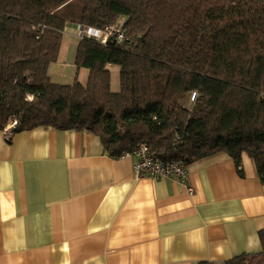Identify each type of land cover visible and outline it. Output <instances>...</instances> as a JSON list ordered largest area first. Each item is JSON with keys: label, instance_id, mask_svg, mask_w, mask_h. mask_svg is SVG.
Listing matches in <instances>:
<instances>
[{"label": "trees", "instance_id": "1", "mask_svg": "<svg viewBox=\"0 0 264 264\" xmlns=\"http://www.w3.org/2000/svg\"><path fill=\"white\" fill-rule=\"evenodd\" d=\"M71 24L125 32L80 38L86 83L49 73ZM14 121L13 134L92 132L118 158L140 143L187 166L226 153L240 176L246 152L264 184V0H0V130ZM259 236L261 251L224 264H264Z\"/></svg>", "mask_w": 264, "mask_h": 264}, {"label": "crops", "instance_id": "2", "mask_svg": "<svg viewBox=\"0 0 264 264\" xmlns=\"http://www.w3.org/2000/svg\"><path fill=\"white\" fill-rule=\"evenodd\" d=\"M74 28L57 63L75 66ZM136 160L86 130H0V264H224L263 249L264 184L246 152L244 176L219 153L189 165L187 185L139 176Z\"/></svg>", "mask_w": 264, "mask_h": 264}, {"label": "built area", "instance_id": "3", "mask_svg": "<svg viewBox=\"0 0 264 264\" xmlns=\"http://www.w3.org/2000/svg\"><path fill=\"white\" fill-rule=\"evenodd\" d=\"M74 27L80 38L88 37L103 44L107 43L108 39L111 37H114L119 41H122L125 38V32L120 24L106 29H97L82 25H74ZM16 123L17 122L14 121L4 128L5 134L8 138L12 137V129ZM129 157L137 158L134 166L139 176L174 177L183 184L187 185L188 183V166L185 165L182 160H163L146 143H140L135 150L126 152L119 158ZM189 191L192 192L193 189L189 187Z\"/></svg>", "mask_w": 264, "mask_h": 264}, {"label": "rangeland", "instance_id": "4", "mask_svg": "<svg viewBox=\"0 0 264 264\" xmlns=\"http://www.w3.org/2000/svg\"><path fill=\"white\" fill-rule=\"evenodd\" d=\"M75 25V24H73ZM70 35H65L68 39ZM51 69L49 71L50 75L53 78V81L56 83H63V84H71L74 82L75 77H77V69L74 66L73 62H68L67 64L61 63H52ZM112 72V90L113 91H120V79H119V71L120 68L117 65H110L109 66ZM89 75V71L87 69L81 70V76L79 77V81L82 83L87 82V77ZM195 94H191L189 98L185 101L187 106H191L194 102Z\"/></svg>", "mask_w": 264, "mask_h": 264}]
</instances>
